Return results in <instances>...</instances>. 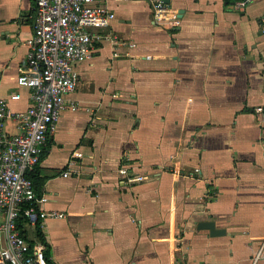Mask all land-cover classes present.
<instances>
[{"label":"crops","instance_id":"obj_1","mask_svg":"<svg viewBox=\"0 0 264 264\" xmlns=\"http://www.w3.org/2000/svg\"><path fill=\"white\" fill-rule=\"evenodd\" d=\"M233 2L169 0L159 21L146 0L104 2L114 16L65 95L77 108L61 112L29 172L56 214L37 223L41 238L37 224L19 227L49 264H264V0ZM33 7L0 0V95L12 110L30 103L16 76Z\"/></svg>","mask_w":264,"mask_h":264},{"label":"built area","instance_id":"obj_2","mask_svg":"<svg viewBox=\"0 0 264 264\" xmlns=\"http://www.w3.org/2000/svg\"><path fill=\"white\" fill-rule=\"evenodd\" d=\"M105 1L34 0L27 67L16 76L18 84L29 87L30 103L24 110H12L0 95V260L6 264H49L44 243L32 245L18 226L20 220L37 224L46 215L56 214L39 206L42 196L35 191L29 172L46 149L61 112L77 108L75 102H66L65 95L77 87V65L92 53L100 36L97 29L108 26L114 16ZM146 1L156 21L165 18L166 0ZM251 1L234 0L232 5L241 8ZM260 22L264 32V13ZM18 96V92L10 94ZM7 119L16 122V132L6 131ZM119 172L126 175L128 169L124 165Z\"/></svg>","mask_w":264,"mask_h":264},{"label":"water","instance_id":"obj_3","mask_svg":"<svg viewBox=\"0 0 264 264\" xmlns=\"http://www.w3.org/2000/svg\"><path fill=\"white\" fill-rule=\"evenodd\" d=\"M169 2V0H166ZM198 228H208L211 235L222 234L225 232L224 228L215 227V223L213 220H200L197 221Z\"/></svg>","mask_w":264,"mask_h":264},{"label":"trees","instance_id":"obj_4","mask_svg":"<svg viewBox=\"0 0 264 264\" xmlns=\"http://www.w3.org/2000/svg\"><path fill=\"white\" fill-rule=\"evenodd\" d=\"M225 1V3L226 4H229V3H231L233 0H224ZM44 152H45V150H44ZM43 152V153H44ZM43 155V154H42ZM29 176H30V174H29ZM31 177V176H30ZM32 179V178H31ZM22 220H20L19 221V223L21 222ZM21 225V224H20ZM18 226H19V224H18ZM20 230H21V232L23 233V230L20 228ZM37 233H38V236H40V238L42 237V235H41V232H40V230H39V227H38V224H37ZM45 253H46V257L48 258V256H47V250L45 249Z\"/></svg>","mask_w":264,"mask_h":264}]
</instances>
